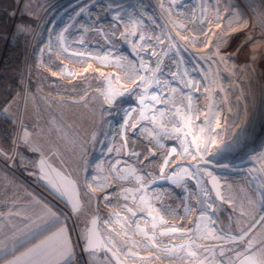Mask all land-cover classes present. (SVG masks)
<instances>
[{
    "label": "rangeland",
    "instance_id": "374dc122",
    "mask_svg": "<svg viewBox=\"0 0 264 264\" xmlns=\"http://www.w3.org/2000/svg\"><path fill=\"white\" fill-rule=\"evenodd\" d=\"M15 1L8 38L13 33L24 47L22 81L20 92L2 110L14 130L10 150L0 148L1 166L12 173L17 168L16 177L26 180L16 166L23 153L20 138L28 132L25 116L44 118L38 131L82 134L84 146L77 147L86 155L83 188L89 202L74 220L84 233L97 217L102 238L116 242L117 248L127 241L125 247L134 255L121 251L126 264H219L234 258L229 249L237 251L241 242L228 238L242 228L248 229L245 241L250 235L258 236L256 243L264 242V0ZM157 63L163 71L153 76ZM109 76L119 81L105 79ZM141 77L159 81L150 95L155 91L176 106H181L182 93L192 96L194 123L204 132L194 127L188 139L200 137L199 151L192 145L191 154L185 153L183 138L155 143L150 122H145L147 130L130 127L140 118L136 112L126 117L123 110L136 108L145 85L135 97L126 95L118 106H108L102 93L110 87L134 89ZM150 95L146 103L151 106ZM224 145L229 148L218 151ZM109 147L117 151L109 153ZM132 152L140 155L133 157ZM117 160L118 170L131 166L147 181L136 201L122 189L137 185L110 172ZM214 176L221 183L220 201L208 184ZM140 195L153 207L168 210L152 213L165 224L151 228L147 209L136 208ZM208 197L214 209L211 220L200 224L203 231L183 235ZM126 217L132 227L125 234L121 224ZM109 218L112 222L105 224ZM136 223L149 235L155 232L156 247L137 234ZM169 226L179 231L160 236ZM190 240L191 250L198 253L194 258L180 247Z\"/></svg>",
    "mask_w": 264,
    "mask_h": 264
},
{
    "label": "crops",
    "instance_id": "0c3cea01",
    "mask_svg": "<svg viewBox=\"0 0 264 264\" xmlns=\"http://www.w3.org/2000/svg\"><path fill=\"white\" fill-rule=\"evenodd\" d=\"M3 115L7 117V114L3 113ZM32 116L34 117V114ZM38 119L39 117L33 119L25 116L24 122L27 124L28 134L25 133L26 135L20 138L23 153L20 157L18 156L16 166L22 171L26 180L16 177L14 173L17 168L15 171L12 170L14 172L12 173L0 165V213H2L0 215V264H51L54 257L47 255V245H41V241L52 236L59 227L65 226L74 251L73 264H114L107 253L96 252L91 255L83 252L86 241L82 238V233L74 220L77 215L72 213L65 199L53 187V183L60 181L63 177L75 182L81 194L80 214L84 213L89 202V196L83 195L85 193L83 162L86 155L78 150L84 146L82 142L84 136L49 129L38 131V124L40 123L39 128L41 129L42 124L46 122L43 121L44 118ZM43 143H45L44 146ZM47 209H51L60 216L64 224L57 225L53 221L42 233L30 232L32 222L37 220V217H44ZM257 231L261 234L263 228H258ZM257 238L258 236L252 239L249 235L248 240L253 241V251L259 261L262 258L260 249L264 248V243H256ZM38 245L40 247H37ZM237 251H243V248L240 247ZM235 258V256L226 258L223 264H229V261ZM236 264H240L239 260Z\"/></svg>",
    "mask_w": 264,
    "mask_h": 264
},
{
    "label": "snow or ice",
    "instance_id": "6c2138e0",
    "mask_svg": "<svg viewBox=\"0 0 264 264\" xmlns=\"http://www.w3.org/2000/svg\"><path fill=\"white\" fill-rule=\"evenodd\" d=\"M83 43V41H81ZM119 66V64H117ZM145 71H150L149 69L145 68ZM163 70L160 67V64L157 63L155 70L152 72V75L155 76L156 73L162 72ZM105 79L111 81L115 79L117 82L119 81V77H113L109 76ZM153 84H159V81L155 80H149L147 77H141V83L136 84V87L134 89H124V91H119L115 88L110 87L109 90L102 93L104 95V99L109 107L118 106L120 100L124 96L129 97H135L137 94V91L141 88V85H145L144 93L140 96V98L136 101V108H129L124 109V114L126 117L131 118V114L133 112H136L139 116V121L136 124H131L130 127L135 129L138 126L143 127L145 130H147L148 125L145 124V122H150L152 126V131L155 132V136L153 137V140L155 143L159 144L161 139H177L181 140V143L186 145L184 147V152L191 154L189 149L192 148V145H196V150H200L199 144H197V140L200 139L199 136H195L191 141L188 139L190 135H192V128H199V131L201 133L204 132V128L199 127L198 125H195L194 119H193V103H192V96L186 95L182 93V100H181V106H176L174 101H170L168 97L161 98V95L157 94L155 91L150 95L149 89L152 87ZM186 87H191V85H186ZM175 91V89H173ZM150 95V102L146 103V100L148 99ZM186 95V103L184 102L183 97ZM162 104L163 107H156V105ZM196 119H199V116L195 117ZM124 125L129 126L128 120H124ZM26 135V134H25ZM229 148V145H224L223 148H218V151H224ZM175 151V149H173ZM107 151L109 153L113 151H117L114 148H107ZM204 151H207L205 148ZM140 154L137 152H132L131 156L138 157ZM120 163L119 160L115 162V164L110 165V172L114 173V178L117 180H124L128 181L130 183L134 182L137 187L135 188H124L122 191L128 193L131 196V199L133 201L137 200V194L142 193L145 191V185L147 184V181H143L142 177L140 175H136L137 170L135 168H132L131 166L126 167L125 169L118 170L117 165ZM165 164H167V161H165ZM223 167L227 168V165H223ZM140 171L143 172V169ZM145 175L150 176V173H145ZM216 181L213 179V185L215 186ZM53 187L56 189V191L59 193V195L65 199L66 203L70 206L71 211L74 215H78L81 212V202L80 197L81 194L79 193L76 183L68 180L66 177L61 178L60 181L53 183ZM84 196H88L89 194L87 192L83 193ZM129 195L124 196L123 198L125 200L129 199ZM205 195L207 196V189H205ZM106 198V197H105ZM125 208H127V211L131 213L133 217L137 215V211H134L133 208L128 207L127 205H124ZM136 208L140 212H145L147 209V214L149 216H152V222H151V228L155 229L160 224H165L166 221L161 217L160 219H157L156 216H153L152 213L155 212L159 214L162 210L167 213V209H164L162 206L161 208H155L151 203L146 201L143 197V195L139 196V202L136 205ZM186 212L189 211V209H185ZM199 218L196 222L193 223L192 227L189 229L188 232L182 233L183 235H188L190 232H196L199 233L203 231L201 229L200 224L205 221L211 220V215L214 213L213 209V202L211 201V198L208 197L204 202L203 206L199 209ZM11 214V213H10ZM2 215V213H0ZM18 215V213L16 214ZM117 216V219L115 220L116 223H120L119 220V214H115ZM261 219H264L262 217ZM55 222L57 225L64 224V221L61 219L60 216H58L56 213L52 212L51 209H47L44 217H37V220L32 222V227L30 228L31 231H39L43 232L46 230V226L51 223ZM112 222L111 218L104 221L105 224ZM92 227L87 229L86 232L82 233V238L86 241V251H88L89 254L94 255L96 251H105L110 252L111 256L109 257L110 260L115 261V264H122L121 261V251H123V255L130 256L134 255V253L131 252L130 249H127L125 245L127 244V241H124L122 243L121 248L116 247V242L112 240H106L101 237L99 231L96 228L97 220H92ZM147 223V222H146ZM132 225L127 224V217L125 218V223L121 224V228L124 229L125 234L129 228H131ZM135 230L137 234L142 235L147 240H149L152 243L153 247H156L157 245L154 243L156 240V234L153 232L151 235H149V232L146 231L144 228H141L138 223L135 224ZM179 229H177L174 226H169L166 231H161L159 233L160 236L170 235L172 233L178 232ZM250 231V229H249ZM117 236L120 235V233H116ZM248 235V231L241 229L240 234L238 236H231L229 237V241L232 243H236L237 241L241 242V247L243 248V251H236V249H229L231 252H235V259L232 261H229V264H236V261L239 260L240 264H264V248L260 249L261 253V259L257 261L256 254L253 251L254 244L251 239L245 241V237ZM219 238L223 239V235H221ZM135 243V242H133ZM194 243V241H189V245H181L180 247L184 249L188 256L190 258H194L197 256V252L191 250V245ZM264 243V242H262ZM41 245H47L46 253L48 256L54 257V260L51 261V264H73L74 259V251L73 247L68 235L67 227H59L58 231L53 233L52 236L47 237L46 240L41 241ZM137 247L139 245H136ZM37 247H40L39 245ZM116 249L113 251V249ZM168 251H174V249H167ZM204 251H213L212 249L205 248ZM219 256H224V251L219 252ZM243 258V259H241ZM207 259V258H205ZM203 264V262H201ZM221 264H223V261H221Z\"/></svg>",
    "mask_w": 264,
    "mask_h": 264
},
{
    "label": "trees",
    "instance_id": "16d2710c",
    "mask_svg": "<svg viewBox=\"0 0 264 264\" xmlns=\"http://www.w3.org/2000/svg\"><path fill=\"white\" fill-rule=\"evenodd\" d=\"M15 9V0H0V111L21 89L24 47L19 37L12 38L13 33L8 38ZM13 130V123L0 115V148L7 152Z\"/></svg>",
    "mask_w": 264,
    "mask_h": 264
},
{
    "label": "water",
    "instance_id": "95a60500",
    "mask_svg": "<svg viewBox=\"0 0 264 264\" xmlns=\"http://www.w3.org/2000/svg\"><path fill=\"white\" fill-rule=\"evenodd\" d=\"M213 179H215V181H216V184H215V186L213 185ZM208 184H209V187H210V189H211V191H212V193L214 194V197L217 199V200H221V183H220V181H219V179L216 177V176H214V177H211V178H209L208 179ZM94 219H96L97 220V225H96V228H97V230L99 231V229H98V225H99V219L97 218V217H95ZM92 222V221H91ZM90 222V224H89V226H88V229L89 228H91L92 227V223ZM100 233V232H99ZM101 235V234H100ZM102 237V236H101ZM86 242H85V245H84V248H83V252H88V251H86ZM97 253H106L105 251H96ZM107 254L109 255V256H111V253L110 252H107ZM113 261V260H112ZM121 261H122V264H126L122 259H121ZM114 262V264H115V261H113Z\"/></svg>",
    "mask_w": 264,
    "mask_h": 264
},
{
    "label": "bare ground",
    "instance_id": "6f19581e",
    "mask_svg": "<svg viewBox=\"0 0 264 264\" xmlns=\"http://www.w3.org/2000/svg\"><path fill=\"white\" fill-rule=\"evenodd\" d=\"M247 14H248V13H247ZM247 18H248V17H247V15L245 14V15H244V19L246 20ZM229 35H230V34H229ZM234 35H235V34H234ZM230 36H231V35H230ZM258 48H259V47H258ZM260 69H261V68H260ZM260 69H258V71H260ZM256 80L258 81V80H259V78H258V79H256ZM256 80H255V81H256ZM262 86H264V85H262ZM260 87H261V86H260ZM226 107H227V106H226Z\"/></svg>",
    "mask_w": 264,
    "mask_h": 264
},
{
    "label": "built area",
    "instance_id": "2783aa9c",
    "mask_svg": "<svg viewBox=\"0 0 264 264\" xmlns=\"http://www.w3.org/2000/svg\"><path fill=\"white\" fill-rule=\"evenodd\" d=\"M0 153L2 154V152L0 151Z\"/></svg>",
    "mask_w": 264,
    "mask_h": 264
}]
</instances>
